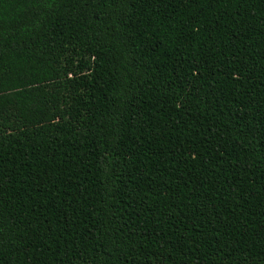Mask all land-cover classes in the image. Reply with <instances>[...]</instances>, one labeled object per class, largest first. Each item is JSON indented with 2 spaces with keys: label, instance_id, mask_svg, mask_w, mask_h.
<instances>
[{
  "label": "trees",
  "instance_id": "obj_1",
  "mask_svg": "<svg viewBox=\"0 0 264 264\" xmlns=\"http://www.w3.org/2000/svg\"><path fill=\"white\" fill-rule=\"evenodd\" d=\"M0 264H264V0H0Z\"/></svg>",
  "mask_w": 264,
  "mask_h": 264
}]
</instances>
